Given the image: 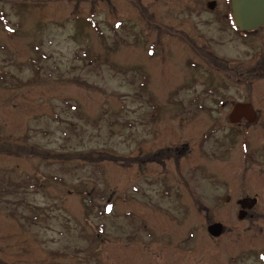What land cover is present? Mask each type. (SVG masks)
Masks as SVG:
<instances>
[{
	"label": "rangeland",
	"instance_id": "1",
	"mask_svg": "<svg viewBox=\"0 0 264 264\" xmlns=\"http://www.w3.org/2000/svg\"><path fill=\"white\" fill-rule=\"evenodd\" d=\"M141 4L0 0V264H178L187 231L234 230V207L215 201L227 191L199 166L225 130L200 140L228 104L264 106V81L225 73L242 42L215 26L182 42L146 26ZM187 43L228 66L216 74Z\"/></svg>",
	"mask_w": 264,
	"mask_h": 264
},
{
	"label": "flooded vegetation",
	"instance_id": "2",
	"mask_svg": "<svg viewBox=\"0 0 264 264\" xmlns=\"http://www.w3.org/2000/svg\"><path fill=\"white\" fill-rule=\"evenodd\" d=\"M144 1H148L147 5L143 4ZM140 12L148 13L143 20L146 26L172 31L182 42H201V39L207 42L204 35L206 29L208 26H215L217 31L230 37V42H242L246 51L242 62L234 58V71H225L233 75L234 85H246L250 90L255 81H264V21L260 25L245 23L247 26L244 29L239 28L235 17L233 18L232 0H142ZM249 21L256 22L254 19ZM181 31L188 33L182 35ZM216 41V38L209 40ZM187 45L193 54H197V58L200 54V61L216 74L222 72V65L228 66L227 61L218 58L211 51L199 49L189 43ZM254 49L257 52L251 55L250 52H254ZM238 104L250 105L253 111L249 118L240 117L232 123L229 116ZM219 106L225 107L226 104L214 105L217 110H222ZM224 110L227 113H220L219 117L209 120L210 128L200 140V144L203 142L204 145L217 129H224L225 133L217 141L222 151L211 155L201 152L203 156L199 166L205 179L214 180L227 191L223 199L216 198L215 201H223L234 207V230H227L223 226L222 231L212 233L207 228L201 236V232L187 231L189 236L183 237L186 239L182 243L190 246L179 249L184 252V258L177 261L178 264H264V214L262 215L263 210L260 208L264 206V106L260 107V104L248 99L228 104ZM162 156L158 153L157 160L150 154L147 158H138V164L142 170L146 169L149 164L146 160L151 158L154 160L150 164L159 165L158 163L164 162L159 161ZM217 161L231 166L217 169L219 174H216L213 172V164ZM234 171L242 175L239 187L238 180L234 179ZM187 182L190 181L187 179ZM212 223L223 225L217 220Z\"/></svg>",
	"mask_w": 264,
	"mask_h": 264
},
{
	"label": "water",
	"instance_id": "3",
	"mask_svg": "<svg viewBox=\"0 0 264 264\" xmlns=\"http://www.w3.org/2000/svg\"><path fill=\"white\" fill-rule=\"evenodd\" d=\"M232 7L236 23L240 28L246 27L245 23L253 25L258 23L260 25L264 21V0H233ZM259 17L262 18L259 19ZM248 19H254L256 22L250 23ZM252 111L250 105H237L230 116V120L234 123V119L249 118ZM208 229L209 232L217 233L222 231L223 227L221 224H214Z\"/></svg>",
	"mask_w": 264,
	"mask_h": 264
},
{
	"label": "trees",
	"instance_id": "4",
	"mask_svg": "<svg viewBox=\"0 0 264 264\" xmlns=\"http://www.w3.org/2000/svg\"><path fill=\"white\" fill-rule=\"evenodd\" d=\"M91 23V21H89ZM93 24V23H92Z\"/></svg>",
	"mask_w": 264,
	"mask_h": 264
}]
</instances>
